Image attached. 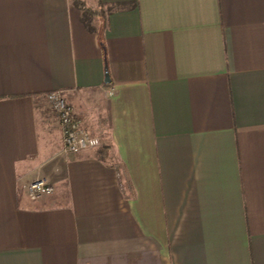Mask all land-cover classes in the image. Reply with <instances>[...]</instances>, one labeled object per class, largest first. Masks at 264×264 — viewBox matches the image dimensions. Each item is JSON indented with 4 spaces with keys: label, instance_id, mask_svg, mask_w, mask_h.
<instances>
[{
    "label": "crops",
    "instance_id": "1",
    "mask_svg": "<svg viewBox=\"0 0 264 264\" xmlns=\"http://www.w3.org/2000/svg\"><path fill=\"white\" fill-rule=\"evenodd\" d=\"M81 1L0 0V264H264V0Z\"/></svg>",
    "mask_w": 264,
    "mask_h": 264
},
{
    "label": "built area",
    "instance_id": "2",
    "mask_svg": "<svg viewBox=\"0 0 264 264\" xmlns=\"http://www.w3.org/2000/svg\"><path fill=\"white\" fill-rule=\"evenodd\" d=\"M45 99L57 119L61 134V154L76 155L101 145V140L93 136L76 117L62 91H52L45 95ZM25 188L29 199L33 201L53 193V187L44 180H35Z\"/></svg>",
    "mask_w": 264,
    "mask_h": 264
},
{
    "label": "trees",
    "instance_id": "3",
    "mask_svg": "<svg viewBox=\"0 0 264 264\" xmlns=\"http://www.w3.org/2000/svg\"><path fill=\"white\" fill-rule=\"evenodd\" d=\"M72 3L75 8H77L81 12V23L83 26L92 33L97 32V30L91 25V20L93 16H101L103 18L104 13L100 10L98 12L91 11L85 7V4L81 0H72ZM104 29V25H102L101 29L98 31V39L101 43L102 41V35L100 34V31L102 32Z\"/></svg>",
    "mask_w": 264,
    "mask_h": 264
},
{
    "label": "rangeland",
    "instance_id": "4",
    "mask_svg": "<svg viewBox=\"0 0 264 264\" xmlns=\"http://www.w3.org/2000/svg\"><path fill=\"white\" fill-rule=\"evenodd\" d=\"M43 111L45 112V114L47 115L48 118H54V119H56V117H55L54 113L52 112V110L50 108V105L48 104V102L46 101V99H45V104H44Z\"/></svg>",
    "mask_w": 264,
    "mask_h": 264
}]
</instances>
